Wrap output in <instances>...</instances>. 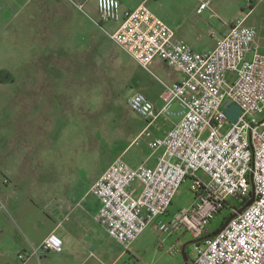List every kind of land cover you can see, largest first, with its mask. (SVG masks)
I'll return each instance as SVG.
<instances>
[{"label": "built area", "instance_id": "obj_1", "mask_svg": "<svg viewBox=\"0 0 264 264\" xmlns=\"http://www.w3.org/2000/svg\"><path fill=\"white\" fill-rule=\"evenodd\" d=\"M146 1L125 10L120 0H96L100 18L95 23L145 70L154 73L151 65L160 58L182 74L170 83L160 80V108L143 91L130 96L129 107L149 123L161 115L181 118L154 140L153 152L162 150L154 165L133 167L118 157L104 170L91 187L100 202L95 219L126 249L152 227L168 234L190 232L194 264H264V53L257 30L240 18L213 48L197 51ZM73 3L83 9L84 2ZM208 5L203 1L199 12ZM229 98L242 109L236 122L225 112ZM175 102L178 112L172 109ZM227 122L231 126L222 133ZM186 178L192 180L195 202L171 214ZM137 182L142 191L133 195L127 188ZM232 198L239 205L231 204ZM227 208L236 215L224 217L213 235L212 221ZM163 215L167 221L160 220ZM63 248L62 238L52 232L40 249L59 253Z\"/></svg>", "mask_w": 264, "mask_h": 264}, {"label": "rangeland", "instance_id": "obj_2", "mask_svg": "<svg viewBox=\"0 0 264 264\" xmlns=\"http://www.w3.org/2000/svg\"><path fill=\"white\" fill-rule=\"evenodd\" d=\"M73 1L77 0H31L0 34V179L11 174L8 166L16 172L20 158L32 159L25 167L29 171L27 181L20 187H26L30 200L40 204L48 201L47 195L41 196L40 188L72 186L85 190L87 175L112 162L134 139V130L148 123L129 107L130 96L141 90L163 105L159 78L170 83V75L179 74L160 58L151 65L154 74L142 68L94 22L99 19L96 0H78L84 2L83 9ZM121 1L130 8L142 2ZM202 2L147 0L146 5L173 28L187 26L193 48L205 51L213 47V30L223 29L224 22L231 24L240 17L232 21L233 8L215 16L208 6L199 13ZM25 108L29 113H24ZM172 109L178 112L181 108L175 102ZM47 118H51L49 122ZM180 118L161 115L147 135L171 130V120ZM22 123L30 124L23 134L18 127ZM230 126V122L225 123L221 132ZM153 142L140 138L131 147L144 151ZM131 153L125 158L134 164ZM11 176L6 179L10 184L16 181ZM127 190L136 195L142 185L137 182ZM194 202L192 180L186 178L170 213L191 208ZM230 203L239 205L234 198ZM231 214L230 208L224 209L212 221L210 230L216 231ZM160 220L167 221V215ZM184 245L189 260L193 259L196 242L190 232L168 234L149 227L130 249L109 238L107 246L113 254L105 263L185 264Z\"/></svg>", "mask_w": 264, "mask_h": 264}, {"label": "crops", "instance_id": "obj_3", "mask_svg": "<svg viewBox=\"0 0 264 264\" xmlns=\"http://www.w3.org/2000/svg\"><path fill=\"white\" fill-rule=\"evenodd\" d=\"M30 1L0 0L1 36L4 34L5 29L10 26L14 17ZM84 1L91 2V0ZM208 1H210L208 5L211 8L210 12L215 16L219 15V13L225 14L226 10L233 8L235 14L232 16V21L238 17H245V23L256 28V43L259 46V50L264 53V0ZM122 6L125 10L134 9L126 6L124 3ZM208 6L202 12H199L198 7L197 12L203 13ZM173 29L177 38L186 41L190 45L193 44L190 42L192 37L189 29L187 30V26L182 28L181 26L175 25ZM228 31L229 23L224 22L223 29L213 30L211 32L213 35V47L216 39ZM163 63L166 64L164 61ZM178 72L179 74L170 75V82L182 77L181 72ZM159 80L161 79L159 78ZM154 102L158 108L162 106L157 101ZM25 110L29 113V110L26 108L24 109V113ZM40 113L44 114L46 112L42 111ZM139 118L142 117L139 115ZM49 119L51 118H47L48 122ZM171 121V126H175L179 120L175 121L172 119ZM155 124V121L152 123L148 122L146 125L136 128L134 130L136 134L134 139L122 148L112 162L118 157H122L133 167L143 162L154 165L161 150L153 152V146L151 148L148 146L144 151H140V148L133 151L131 146L133 143H137V140L140 138L149 142L164 136L168 129H162V131L156 130L152 135H147ZM18 125L21 134L29 130V123ZM129 153H131V159L134 164H131L125 158ZM31 160L26 156L20 158V165L17 166L18 168L16 167V172L13 173V166H8L7 172L11 174L4 176L5 179H0V202L4 204L3 207H0V264H106V259L113 254L112 250H109L107 243L109 242V238L115 239L109 235L106 227L95 219L100 202L91 193V187L112 162L109 161L100 170L94 171L91 175H87L89 180L85 190H78L72 186L51 187L49 189L40 188L41 196L45 198L47 195L46 198L48 199V201L40 204L30 200L31 198L28 195L26 187H20V185H23L27 181L26 176H28L29 171L25 167H27V161L29 162ZM38 162L40 163V160ZM11 175H14L16 178L15 184L6 182V179L8 180V178L10 179L12 177ZM3 184L5 188H2ZM52 232H55L62 238L64 243L62 252H44L40 249L44 239ZM35 249L39 250L40 253H34ZM20 254H24L25 258L20 259Z\"/></svg>", "mask_w": 264, "mask_h": 264}, {"label": "water", "instance_id": "obj_4", "mask_svg": "<svg viewBox=\"0 0 264 264\" xmlns=\"http://www.w3.org/2000/svg\"><path fill=\"white\" fill-rule=\"evenodd\" d=\"M224 106H225V108H226V109H225V112H226L227 116H228L233 122H236L237 119H238L239 114H240L241 111H242L241 107H240L237 103L232 102V100H231L230 98L227 100V102L225 103ZM242 210H243V208L240 209V211H242ZM235 215H236V213L232 214V215L229 217V219L233 218ZM217 232H218V230L215 231V232H213V235H216ZM194 241H195V240H194ZM182 252H183V257H184V263H185V264H189V261H190V260H189V257H188V255H187V253H186V245L183 246V248H182Z\"/></svg>", "mask_w": 264, "mask_h": 264}, {"label": "trees", "instance_id": "obj_5", "mask_svg": "<svg viewBox=\"0 0 264 264\" xmlns=\"http://www.w3.org/2000/svg\"><path fill=\"white\" fill-rule=\"evenodd\" d=\"M222 225H224V221L222 222L221 226H222ZM221 226H220V227H221ZM189 264H194L192 259H190Z\"/></svg>", "mask_w": 264, "mask_h": 264}]
</instances>
